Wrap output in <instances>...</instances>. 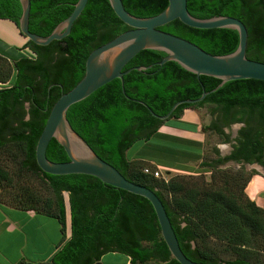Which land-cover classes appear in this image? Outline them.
<instances>
[{"label":"trees","instance_id":"obj_1","mask_svg":"<svg viewBox=\"0 0 264 264\" xmlns=\"http://www.w3.org/2000/svg\"><path fill=\"white\" fill-rule=\"evenodd\" d=\"M77 1L30 0L29 32L48 36L71 14ZM121 2L137 18L155 16L167 6V0ZM186 5L196 19L221 16L241 21L247 30L246 58L264 63V0H187ZM20 15L18 0H0V21L10 23L19 37ZM159 29L213 56L231 54L238 45L235 30H198L178 20ZM126 30L128 27L114 15L108 0H88L67 37L45 47L27 41L24 49H29L34 57L12 56V66L7 63L8 57L0 56V82L9 83L14 72L11 85L0 88V151L11 153L18 159V170L35 176L51 194L42 206L34 205L32 198L0 199V203L22 211L32 210L57 221L61 234L59 250L49 264H99L100 258L108 253L127 258L128 264H178L161 238L147 200L90 176L44 174L35 162V146L53 104L81 80L89 53ZM164 56L160 51H141L122 71L152 65ZM218 84L217 79L205 76L197 79L176 63L168 62L123 76V90L129 99L122 94L121 82L115 79L72 105L66 119L100 159L129 182L155 192L186 258L204 264H264V209L243 192L252 175L243 180L242 173L227 175L224 171H215L217 177L213 175L209 183L193 188L172 179L166 181L145 175L146 167L141 168L125 156L135 142L147 144L154 135L162 136L157 132L163 122L153 118L137 101L154 114L164 116L174 103L197 99L202 89L210 92ZM204 104L215 107L212 113L216 117L210 128L218 135L222 136V128L231 124L243 123L244 127L230 156L217 157L203 166L214 168L227 161L251 163L254 154L257 161L264 163V82H227L198 104L178 106L169 120H178L183 110ZM250 123L257 128L254 134ZM214 153L217 155V150ZM46 158L53 163L68 160L53 139L47 146ZM136 158L143 161L142 156ZM215 178L221 181L219 185L214 183ZM9 182V171L0 166V188ZM239 184V193L235 194L234 188ZM63 194L67 195V201ZM67 209L69 237L66 239ZM209 239L223 243L233 259H218L208 246Z\"/></svg>","mask_w":264,"mask_h":264},{"label":"water","instance_id":"obj_2","mask_svg":"<svg viewBox=\"0 0 264 264\" xmlns=\"http://www.w3.org/2000/svg\"><path fill=\"white\" fill-rule=\"evenodd\" d=\"M18 1L21 7V15L18 20L19 34L32 44L45 47L70 34L73 23L84 10L88 0H78L71 14L45 37L29 32L30 0ZM108 3L114 15L128 27V30L92 50L85 60L84 74L81 80L71 90L61 94L53 104L35 146L36 165L42 173L47 175L90 176L105 185L144 198L152 206L161 238L171 257L178 264H204L193 262L182 253L164 206L155 192L129 182L115 168L100 159L72 129L66 119V112L72 105L83 101L115 79L121 82L122 94L126 99H129L123 90V76L131 71L145 72L154 66L161 67L168 62L176 63L186 72L195 75L197 79L200 76H205L219 80V84L210 92H205L202 89L199 98L174 103L164 116L154 114L144 103L137 101L147 109L153 118L165 122L169 120L178 106L198 104L227 82L237 80L264 82V63L246 58L247 30L244 24L236 18L220 16L205 20L196 19L187 10V0H167L166 8L149 18H137L130 15L124 9L121 0H108ZM175 20L189 28L198 30H235L238 34L237 48L231 54L213 56L194 44L159 29ZM145 50L160 51L165 56L152 65L132 67L127 71H122L132 58ZM52 139L63 149L68 159L67 162L53 163L47 160L46 149Z\"/></svg>","mask_w":264,"mask_h":264},{"label":"rangeland","instance_id":"obj_3","mask_svg":"<svg viewBox=\"0 0 264 264\" xmlns=\"http://www.w3.org/2000/svg\"><path fill=\"white\" fill-rule=\"evenodd\" d=\"M13 26L5 21L0 22V56L8 57L7 62L10 66L13 65L12 56L22 58H32L33 54L29 49H24L26 39H21ZM7 48L10 49L7 51ZM6 54L7 56H5ZM11 54V55H10ZM14 79V72L11 80L7 84L0 82V88L11 85ZM197 114L196 128L193 129L195 140H182L169 136L154 135L147 144L142 141L135 142L125 153L128 160H134L141 168L151 167L161 172L166 181L172 179L183 183L187 187H196L210 182L211 176L217 177L215 171H224L227 175H232L235 172L243 174V180L254 174H262L264 172L252 171V166L249 164H239L235 162H226V164L216 165L214 168L203 166V163H209L228 155L232 149L233 143L237 140L238 132L242 125L231 124L222 128L223 135H218L211 130L210 125L216 117L215 107L211 104H204L200 108H192ZM168 122V121H167ZM166 123L163 122V124ZM166 126H171L176 129L180 127L178 124L168 122ZM187 127V126H186ZM182 128V127H180ZM188 141L190 143L186 144ZM195 143V144H192ZM190 154L182 155L183 152L189 151ZM217 150V155L214 153ZM143 157V161H138L136 157ZM18 159L13 158L9 152L0 151V166L8 170L10 173V182L2 189L0 188V199L4 201L19 198L27 200L32 198L36 206H42L45 199L50 198V192L44 184H42L35 176L18 170ZM220 180L215 178L214 183L220 184ZM240 182V181H239ZM158 189V188H157ZM240 184L234 188V193L238 194ZM245 194V189H244ZM164 194V193H163ZM166 196V194H164ZM245 196H247L245 194ZM64 200L67 201V195L63 194ZM258 197L264 199V193H260ZM11 205V204H10ZM67 207V203L65 204ZM8 206V205H7ZM9 207V206H8ZM68 212V209H67ZM264 245V242H262ZM208 246L214 251L216 257L220 260L233 259L230 252H226L225 245L215 239L208 240ZM112 260H120L121 256H112ZM110 258V257H109ZM264 259V258H263ZM262 259V260H263Z\"/></svg>","mask_w":264,"mask_h":264},{"label":"crops","instance_id":"obj_4","mask_svg":"<svg viewBox=\"0 0 264 264\" xmlns=\"http://www.w3.org/2000/svg\"><path fill=\"white\" fill-rule=\"evenodd\" d=\"M9 50L7 48V51ZM168 122L178 124L182 128L166 126ZM168 122L159 128L158 135L195 140L192 132L196 128L197 114L194 109H185L178 120L171 119ZM260 193H264V176L254 174L245 188V194L258 207L264 209V199L258 197ZM65 237H69L67 210ZM60 238L56 220L32 210L22 211L0 203V264H49L59 250ZM117 255L119 254H105L100 258L99 264H128L127 258L121 255L120 260L111 259Z\"/></svg>","mask_w":264,"mask_h":264},{"label":"flooded vegetation","instance_id":"obj_5","mask_svg":"<svg viewBox=\"0 0 264 264\" xmlns=\"http://www.w3.org/2000/svg\"><path fill=\"white\" fill-rule=\"evenodd\" d=\"M235 124H236V125H242L241 129L244 127V124H243V123H235ZM250 126H251V128H252V130H253V134H254L257 128H256V126H255L254 123H250ZM223 128H225V127H223ZM241 129H240V130H241ZM239 132H240V131H239ZM239 132H238V137H239ZM238 137H237V139H238ZM236 141H237V140H236ZM236 141L233 143V146L236 145ZM233 146H232V149H231L230 153H229L228 155L222 157V158H225V157H228V156L231 155V153L233 152ZM256 156H257V154H254V155L252 156V161H251V163H246V164L251 165V166H252V169H251V170L254 171V172H260V171H263V172H264V163H261V162L257 161V160H256ZM227 162H229V161H227ZM230 162H235V161H230ZM235 163L244 164V161H239V162H235ZM223 164H226V162L223 163ZM223 164H222V165H223Z\"/></svg>","mask_w":264,"mask_h":264},{"label":"built area","instance_id":"obj_6","mask_svg":"<svg viewBox=\"0 0 264 264\" xmlns=\"http://www.w3.org/2000/svg\"><path fill=\"white\" fill-rule=\"evenodd\" d=\"M143 173L156 179H164L159 170L152 171L150 168L146 167L143 169Z\"/></svg>","mask_w":264,"mask_h":264}]
</instances>
